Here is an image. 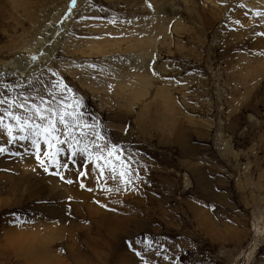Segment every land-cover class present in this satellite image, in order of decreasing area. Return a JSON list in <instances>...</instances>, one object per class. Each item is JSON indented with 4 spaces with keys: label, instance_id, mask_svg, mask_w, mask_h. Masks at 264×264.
I'll return each mask as SVG.
<instances>
[{
    "label": "rangeland",
    "instance_id": "1",
    "mask_svg": "<svg viewBox=\"0 0 264 264\" xmlns=\"http://www.w3.org/2000/svg\"><path fill=\"white\" fill-rule=\"evenodd\" d=\"M58 1L25 13L0 0V66L43 30L28 14ZM64 41L51 68L2 69L0 99L78 101L104 137L85 139L119 148L130 183L67 143L53 161L43 140L11 142L0 127V264H264V0H92ZM94 44L123 60L144 47L141 71L159 83L116 86Z\"/></svg>",
    "mask_w": 264,
    "mask_h": 264
},
{
    "label": "bare ground",
    "instance_id": "2",
    "mask_svg": "<svg viewBox=\"0 0 264 264\" xmlns=\"http://www.w3.org/2000/svg\"><path fill=\"white\" fill-rule=\"evenodd\" d=\"M69 1L70 0H61L58 2H52L51 6L49 5L48 10H41L40 12H38V14H28V19L33 18V16L35 15L36 22H39L36 23V25L39 24V27L42 26L43 30L39 33V36H36L37 38L33 42H29V40H27L24 45L15 48V56L12 57L13 59L2 63L0 66V71L5 68L7 73H13V75L17 77H29L35 72H37V69L43 70L52 67V63L55 59V56H58V54L64 48V39L66 38V34L69 32L70 28L73 25L74 17L77 15L78 12H81L82 10L86 9L92 0H76L75 7H72L71 1V6L69 5L70 8L68 13ZM12 6L17 12L21 9V11L24 10L25 13V8H33V5H31L29 0H13ZM39 17L42 21H38L37 18ZM150 17H155V15H152ZM177 22L179 21H176V23ZM161 26L163 27L164 31L167 30L166 25ZM152 33L153 35L148 36L147 41L150 45H156L155 43H157L156 39L158 38V36L157 34H155V32ZM145 39L146 38H143L141 39V41H143L144 43ZM92 49L95 50L96 53L101 56H104V53L111 55V58L109 56L104 57L107 58V61H103L104 65L102 66H110L108 68H112V70L115 72L110 73L113 74L111 78L117 81L116 86L122 85L121 80H118V77H120V75L127 76L128 74H130L134 79L137 78L140 80V82L138 83L140 87H137L138 89H141L143 88V86H145V90L148 91H145L146 94L151 93L156 83H159L158 79H155L158 77L152 75L150 70L149 72L147 71V73H143L141 71V61L145 56L144 47L141 48L136 54L133 53L130 55V57H133L132 60H123V54L121 52L113 53V50L100 48L96 44H94V48ZM154 52L155 51H153L152 49V62H155ZM33 57H35V59H33ZM112 62H114V64H112ZM147 65H149V63ZM7 76L10 75L7 74ZM137 87L124 88V93L145 95L142 93L143 91H137ZM162 94L163 95L161 96L167 98H170L172 96L171 93ZM153 97L155 98L157 97V95H154Z\"/></svg>",
    "mask_w": 264,
    "mask_h": 264
},
{
    "label": "snow or ice",
    "instance_id": "3",
    "mask_svg": "<svg viewBox=\"0 0 264 264\" xmlns=\"http://www.w3.org/2000/svg\"><path fill=\"white\" fill-rule=\"evenodd\" d=\"M76 0H72V7H75ZM35 59V57H33ZM49 95H52L51 93ZM40 105L35 103L30 106L27 105L28 97L24 98V103H16L15 98L0 99V105L7 104V110L0 109L4 112V115L10 117L12 121H15V126L11 123L5 124L3 118H0V127L4 128L7 132L11 142L17 140V136L14 135V131L23 133L18 138L19 140H30L32 145L39 149L41 140L49 148V156L55 161L56 156L61 149L59 145L68 144V147L72 149V155L75 156L77 152L86 154L90 160L95 159L96 167L103 174L105 167L114 173L112 179H116L115 173L119 172V176L123 183H130L132 169L130 163L123 158L116 156L115 159L119 160V164L113 163L114 154L119 153L120 149L113 146L107 149L103 143H96L95 141L89 142L85 139L88 135L95 136L98 141H104V137L95 130L94 125H89L86 121H82V114L78 111L79 102H73L68 104L64 101H56L54 104L44 101L41 97ZM47 105V106H44ZM22 108L27 115L20 116L14 114L13 107ZM71 109V110H69ZM62 125L63 128L58 127ZM84 128L90 129V132L83 131ZM75 129H80V138L77 137ZM61 136L63 138H61ZM81 139H84L81 145ZM92 148L97 149L95 153L92 152ZM55 149L54 151H52ZM5 148H0V153L5 152ZM131 158H129L130 160ZM104 161V166H101L99 161ZM44 161H41V165ZM110 191V189H109Z\"/></svg>",
    "mask_w": 264,
    "mask_h": 264
}]
</instances>
